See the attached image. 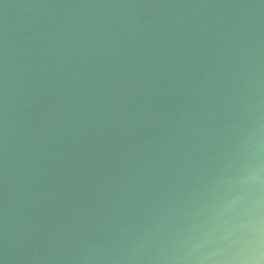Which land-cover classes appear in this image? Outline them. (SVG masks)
Listing matches in <instances>:
<instances>
[{"label": "water", "instance_id": "water-1", "mask_svg": "<svg viewBox=\"0 0 264 264\" xmlns=\"http://www.w3.org/2000/svg\"><path fill=\"white\" fill-rule=\"evenodd\" d=\"M0 264H264V0H0Z\"/></svg>", "mask_w": 264, "mask_h": 264}]
</instances>
